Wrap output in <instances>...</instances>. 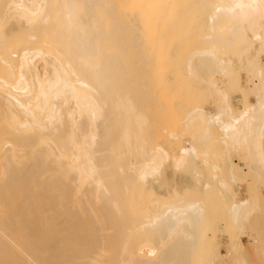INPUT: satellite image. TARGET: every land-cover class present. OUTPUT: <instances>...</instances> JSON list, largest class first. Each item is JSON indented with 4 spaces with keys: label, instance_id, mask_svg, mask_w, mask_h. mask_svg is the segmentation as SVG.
Listing matches in <instances>:
<instances>
[{
    "label": "bare ground",
    "instance_id": "obj_1",
    "mask_svg": "<svg viewBox=\"0 0 264 264\" xmlns=\"http://www.w3.org/2000/svg\"><path fill=\"white\" fill-rule=\"evenodd\" d=\"M0 264H264V0H0Z\"/></svg>",
    "mask_w": 264,
    "mask_h": 264
},
{
    "label": "rangeland",
    "instance_id": "obj_2",
    "mask_svg": "<svg viewBox=\"0 0 264 264\" xmlns=\"http://www.w3.org/2000/svg\"><path fill=\"white\" fill-rule=\"evenodd\" d=\"M222 240H224V239H222ZM246 244H247V239H246V238H243V239H242V245L245 247ZM220 251H221V256H222V258L226 259V254H225L224 249H220Z\"/></svg>",
    "mask_w": 264,
    "mask_h": 264
}]
</instances>
